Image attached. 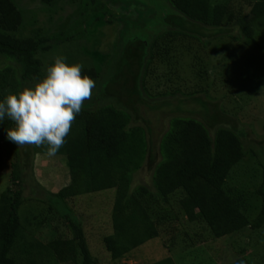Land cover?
I'll return each instance as SVG.
<instances>
[{"label": "trees", "instance_id": "obj_1", "mask_svg": "<svg viewBox=\"0 0 264 264\" xmlns=\"http://www.w3.org/2000/svg\"><path fill=\"white\" fill-rule=\"evenodd\" d=\"M110 1L134 5L143 13L134 20L123 18L125 43L100 75L81 67V59L72 54L62 56L71 67L53 73V61L46 64L51 49L64 44L59 46L41 29L27 34L14 0H0V56L10 63L0 71V165L10 161L12 175L11 188L0 195V264H98L69 201L112 190V234L103 239L111 264L157 239L169 256L147 264H176L171 256L175 250L201 238L193 226L204 225L211 237L227 241L264 229V182L253 219L227 184L232 170L249 155L244 129L228 127L218 106L182 95L201 107L202 118L174 116L154 143L148 138L153 129L140 114L156 111L158 100L180 95H155L148 85L155 63L171 62L172 43L191 39L206 48L214 41L217 52L234 43L264 56V0ZM84 3L83 18L106 8L98 0ZM94 83L97 92L82 101ZM41 145L48 148L47 159L58 157L66 167V187L49 191L39 183L34 160ZM251 153L264 180V140ZM28 199L45 204L66 229L56 228L57 238L48 246L24 233L20 212ZM48 225L47 219L41 221L36 230ZM232 250L229 246L223 252L226 261L234 256L236 264H252L253 254L245 257L243 250ZM147 252L142 257L152 259Z\"/></svg>", "mask_w": 264, "mask_h": 264}, {"label": "rangeland", "instance_id": "obj_2", "mask_svg": "<svg viewBox=\"0 0 264 264\" xmlns=\"http://www.w3.org/2000/svg\"><path fill=\"white\" fill-rule=\"evenodd\" d=\"M78 1L80 2L54 0L49 4L44 0H14V3L23 13L27 34L41 29L49 38L57 40L59 46L64 44L63 49H51L52 60L46 64L53 61L56 66L53 73L60 70V67H71L62 56L72 54L81 59V67L94 68L101 75L107 61L117 53L119 45L125 43L124 33L127 28L123 18L134 20L143 12L134 5L126 6L110 0H98L99 4L106 6L105 10L98 15L87 12L83 18L81 15L86 0ZM104 11L107 14H103ZM96 17L101 19L95 21ZM79 20L84 21L83 26L77 24ZM80 31L85 32L84 38L78 37ZM73 37V42L64 43ZM212 42L213 44L206 48L191 39L170 44L171 62L166 65L157 61L148 85L151 93L155 95L177 91L180 95L164 101L158 100L156 111L142 110L140 114L149 121L147 126L153 129V134L151 137L149 134L148 138L154 143H158L159 137L174 116L202 118L203 113L199 111L201 107L191 98L184 99L182 95H195V98L202 99L211 107L218 106L226 113L228 127L244 129L247 133L245 145L249 148V155L232 170L227 184L237 197L243 199L244 209L253 219L261 203L257 191L264 182L262 168L251 153L252 148L259 146L264 140V56L234 43L217 52V42ZM8 65L10 63L0 56V71L5 70ZM47 70L50 71L49 67ZM97 85L94 83L81 100L86 101L93 96L98 90ZM181 101L183 103H180ZM177 104H181L182 111L176 108ZM193 112L199 114L195 116ZM11 117L12 112H9L8 120ZM47 151L48 148L43 145L39 147V153L34 160L35 173L39 176V183L47 190L62 189L69 184L68 172L64 169L66 167L60 165L62 163L58 157L47 159ZM5 164L0 165V195L12 186V175L8 171L10 161ZM114 199L115 191L112 190L69 201L75 215L83 222L89 245L98 264H111L103 239L112 234L110 213ZM20 217L24 233L34 236L46 246L56 240V228L66 231L61 222L49 215L48 207L35 200L28 199ZM46 219L49 225L36 230L37 224ZM188 230L190 232V229ZM191 230L199 233L201 238L189 248L181 246L180 252L175 250L171 256L176 264H236L231 253L232 258L229 256V261L223 258V252L229 246L235 252L243 250L245 257L253 254L250 256L252 264H264V229L259 233L234 236L230 241L214 239L204 225L193 226ZM61 232L64 233L62 229ZM62 234L60 235L66 238ZM160 242L159 239L150 241L142 252L133 254L120 264H147L153 259L166 258L169 255ZM147 251H150L152 259L150 255L142 257Z\"/></svg>", "mask_w": 264, "mask_h": 264}]
</instances>
